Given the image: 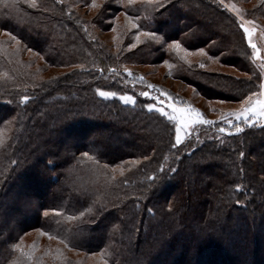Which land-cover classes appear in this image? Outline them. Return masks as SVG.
Instances as JSON below:
<instances>
[{
	"label": "trees",
	"instance_id": "1",
	"mask_svg": "<svg viewBox=\"0 0 264 264\" xmlns=\"http://www.w3.org/2000/svg\"><path fill=\"white\" fill-rule=\"evenodd\" d=\"M246 1L225 5L264 31V0ZM90 2L0 0V32L17 38L0 33V264H264V125L197 124L172 148L174 122L149 112L152 99L132 83L137 66L168 61L206 100L259 93L264 69L240 19L219 0H166L167 11L102 0L88 15ZM114 11L140 17L139 39L133 28L107 41ZM173 40L197 57L168 49ZM77 226L75 248L48 235L49 254L25 245L30 231L71 238Z\"/></svg>",
	"mask_w": 264,
	"mask_h": 264
},
{
	"label": "snow or ice",
	"instance_id": "2",
	"mask_svg": "<svg viewBox=\"0 0 264 264\" xmlns=\"http://www.w3.org/2000/svg\"><path fill=\"white\" fill-rule=\"evenodd\" d=\"M18 2V0H13V3ZM26 3H29L31 7H37L38 5L36 4V0H25ZM102 2V0H101ZM147 2L153 6L154 9L158 10H163L167 11V2H170V0H147ZM220 4L222 6H225L226 8L230 9L233 11L237 18L240 19L241 23L239 24V27L243 30V35L244 38L247 40V43L249 47L251 48V56L253 59L256 58H261L264 59V57H261L260 53V48H258L257 44L253 41V27L248 26L250 24H253L254 22L251 21H245L243 17V13L241 10H239L235 4H230V5H225V0H219ZM135 3V0H126L125 6H129ZM91 7H96L97 6V0H91ZM127 20L131 23L132 28H135L138 30L137 32V39H139V29L141 27L139 21L140 17L139 16H128L127 13H125ZM115 30V29H113ZM143 35L150 37V38H155L158 39V41L161 43V46H163L164 43H167L166 37L159 36L157 35L156 31H149V32H143ZM9 36H11L12 40H16L17 38L15 36H12L11 33H9ZM18 42V41H17ZM168 49L170 50H175L179 51L183 46L180 41L173 40L171 43L167 44ZM129 47H135V44L129 45ZM185 52H188L189 50L187 48L183 49ZM28 51H32L31 48L28 49ZM196 51L202 55H208L206 52L205 48H198ZM209 59H216L214 56H209ZM167 64L168 61H165ZM80 67H83L81 65ZM169 67L171 68L172 65L169 64ZM200 68H204L205 64L200 63L199 64ZM115 71V70H113ZM126 73H128L129 76L132 75L130 70L127 68L124 69ZM142 79V77H141ZM155 85H148V88H155ZM260 91L259 93L257 92H250L249 95L241 99V107L239 109L230 111L227 116L221 117V119L225 120V122L229 125H233V119L235 120H241L243 119L245 123H248L250 126H252L254 120L256 118H264V99L261 97H264V80L261 81L259 85ZM98 94L103 97V98H114L118 96V99L123 102L125 105H135L137 100L135 95L131 94H118L115 91H104L97 89ZM141 96L144 97H149L151 95L150 92L148 91H142L140 93ZM164 95L169 96V99H172L171 96L168 93H164ZM255 98V99H254ZM157 99V98H153ZM23 101H28L29 97L28 96H23L22 97ZM223 103V101H221ZM146 109L151 112L153 110L157 111L161 116L166 117L167 120L174 122V143H172V148H178L181 146L184 142L185 136L189 134V130L196 124H208L211 125L214 122L212 120L206 119L203 114L200 112L199 109H196L192 107L190 104L187 105L186 107H179L177 106L174 102L170 103L168 105L170 111H166L163 107L157 108L155 103H147L145 105ZM235 130L237 133L243 131V129L239 126V124L234 125ZM220 132H225V128H219ZM85 156L88 155L87 152L84 153ZM244 153L241 152L240 156L243 157ZM167 159V157H165ZM161 172H163V168L160 169ZM172 171H175V169H172ZM151 179L155 180L157 179L156 176H153ZM239 187V186H238ZM239 203V201H237ZM56 216L60 215V212L58 209H53L52 210ZM45 217L49 216V211H45L43 213ZM85 212L80 211L79 212V217L82 218L84 217ZM55 218V217H54ZM69 219L72 220H77L78 218L76 216L69 217ZM42 231V234L48 235L50 239L54 238H60V242L65 244L66 247H72L75 248L77 247V237L80 234V229L79 226H77V229L75 232L72 234L71 238H69L68 235L61 237L54 236L51 231ZM15 247L19 250L20 245H15ZM59 251V250H57Z\"/></svg>",
	"mask_w": 264,
	"mask_h": 264
},
{
	"label": "rangeland",
	"instance_id": "3",
	"mask_svg": "<svg viewBox=\"0 0 264 264\" xmlns=\"http://www.w3.org/2000/svg\"><path fill=\"white\" fill-rule=\"evenodd\" d=\"M258 2L259 0H247L246 3L243 4H245V6L251 7L253 6V4H257ZM115 3L116 5H120V2H115ZM100 4H101V0H97V6L91 7L90 6L91 2H90L88 7L83 8V10L87 11L88 15H92L99 9ZM236 7L239 10H241V8L238 5H236ZM244 20L251 21L250 19H246L245 17ZM110 21L112 22V31L103 32L102 34L104 35L105 38H107V41H109L110 43L117 42L122 32L127 33L129 32V30L133 29L131 23L127 20L125 12L123 11L112 12ZM248 26L253 27V41L257 44L258 48H260L261 57H264L263 29H261L259 25L255 26L254 23ZM1 34L2 36L7 37V39L11 38V36H9V33L7 32ZM178 52L182 53V55L188 56L187 58L190 57L191 59H195L197 57V54L191 55L187 52L183 53L182 48ZM28 54L37 59V64L43 62L42 58L38 54L32 53L31 51H28L27 55ZM257 59L259 60L260 64L262 65V68L264 69V59L261 58H257ZM136 68L139 71V74H137L135 78H133L134 80L132 83L137 84L141 92L142 91L150 92L151 95L148 98L152 99L153 102L151 103H155L157 108L163 107L166 111H170L168 107L170 103L174 102L179 107H186L187 105L190 104L192 107L199 109L206 119L212 120L214 123L211 125H215V123H222L223 125L220 126L219 128H225L226 129L225 132H230L231 127H233L236 124H239L240 127L244 125H249L248 123H245L243 119L237 121L235 120V118H232L233 125H229L225 122V120L221 119L222 115L227 116V114L230 111L239 109L241 107V102L223 101V103H221V101L206 100L191 85H189L183 80L174 78L172 75H170L168 73L167 64L143 65V66H137ZM59 71L60 70L57 68L54 69L52 68L49 70V72H46L44 75H49V74L51 75L53 73H58ZM149 84L155 85L156 87L148 88ZM164 93H168L172 99H169V96L164 95ZM153 98H157V99H153ZM253 124L264 125V118H256ZM196 125H194L192 128H195ZM191 129L189 130V132L191 131ZM24 242L29 249L35 248L37 252H42L45 254L50 253L49 245L51 240L48 239L44 234H42L41 231L38 230L30 231L24 237Z\"/></svg>",
	"mask_w": 264,
	"mask_h": 264
},
{
	"label": "crops",
	"instance_id": "4",
	"mask_svg": "<svg viewBox=\"0 0 264 264\" xmlns=\"http://www.w3.org/2000/svg\"><path fill=\"white\" fill-rule=\"evenodd\" d=\"M263 80H264V75H263ZM262 99H264V97H261Z\"/></svg>",
	"mask_w": 264,
	"mask_h": 264
}]
</instances>
